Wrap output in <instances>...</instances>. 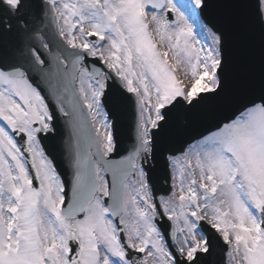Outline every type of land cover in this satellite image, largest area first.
Masks as SVG:
<instances>
[{
    "label": "snow or ice",
    "instance_id": "obj_1",
    "mask_svg": "<svg viewBox=\"0 0 264 264\" xmlns=\"http://www.w3.org/2000/svg\"><path fill=\"white\" fill-rule=\"evenodd\" d=\"M0 264H264V0H0Z\"/></svg>",
    "mask_w": 264,
    "mask_h": 264
},
{
    "label": "water",
    "instance_id": "obj_2",
    "mask_svg": "<svg viewBox=\"0 0 264 264\" xmlns=\"http://www.w3.org/2000/svg\"><path fill=\"white\" fill-rule=\"evenodd\" d=\"M122 122H124V120H122ZM131 123H122L121 124V143L122 145H124L125 143V139H127V137L131 136Z\"/></svg>",
    "mask_w": 264,
    "mask_h": 264
}]
</instances>
